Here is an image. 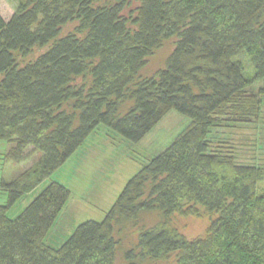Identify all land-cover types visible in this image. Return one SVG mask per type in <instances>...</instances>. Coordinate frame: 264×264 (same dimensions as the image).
Here are the masks:
<instances>
[{"label": "trees", "instance_id": "1", "mask_svg": "<svg viewBox=\"0 0 264 264\" xmlns=\"http://www.w3.org/2000/svg\"><path fill=\"white\" fill-rule=\"evenodd\" d=\"M171 37L165 67L142 77ZM261 78L264 0H22L10 15L0 10V140L16 163L40 153L1 182L8 197L0 203V264H117L121 218L154 209L199 215L200 207L213 215L203 236L189 239L165 223L146 228L142 256L264 264V166L240 161L209 137L221 115L249 121L258 114L262 98L248 87ZM173 108L191 125L129 179L101 221L81 222L59 246L47 243L71 192L56 180L9 215L98 125L138 141Z\"/></svg>", "mask_w": 264, "mask_h": 264}, {"label": "rangeland", "instance_id": "2", "mask_svg": "<svg viewBox=\"0 0 264 264\" xmlns=\"http://www.w3.org/2000/svg\"><path fill=\"white\" fill-rule=\"evenodd\" d=\"M175 40L174 37L167 39L149 56L140 71L142 77H150L165 67ZM245 65L248 76L253 78V67L247 61ZM248 89L260 93L262 104L258 114L249 121L228 120V115H221L217 124L212 126L209 137L213 145L226 146L235 151L240 161L264 166V78L253 79ZM130 104L127 101L124 109ZM191 123L189 116L175 108L170 109L138 141L124 137L106 124L98 125L61 166L10 208L9 215H19L50 181L61 182L70 189V196L46 236L47 243L61 245L81 222L88 219L101 221L129 179L152 157L165 150ZM6 146H9L8 142L0 140V203H5L8 197L1 182H8L16 174L31 168L40 156L34 151L27 162L16 163L5 157ZM218 172L220 175H233V170L228 167H219ZM258 188L264 190V180L258 182ZM200 211L199 215L175 212L165 217L163 212L154 209L141 211L132 219L121 218L115 225L117 264H174L175 252L164 258L143 257L139 235L146 228L165 223L189 239L203 236L213 215L203 207ZM128 252L133 255L132 259L127 258Z\"/></svg>", "mask_w": 264, "mask_h": 264}, {"label": "crops", "instance_id": "3", "mask_svg": "<svg viewBox=\"0 0 264 264\" xmlns=\"http://www.w3.org/2000/svg\"><path fill=\"white\" fill-rule=\"evenodd\" d=\"M20 1L22 0H0V10L6 15H10Z\"/></svg>", "mask_w": 264, "mask_h": 264}]
</instances>
